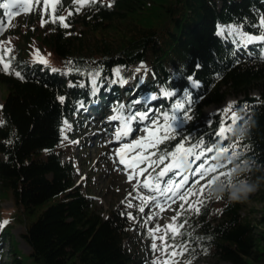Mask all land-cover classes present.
<instances>
[{"label":"trees","instance_id":"1","mask_svg":"<svg viewBox=\"0 0 264 264\" xmlns=\"http://www.w3.org/2000/svg\"><path fill=\"white\" fill-rule=\"evenodd\" d=\"M61 4L57 15L67 16L68 28L58 21L41 26L31 15L8 31L19 38L11 55L23 79L0 72V83L8 90L0 110V203L11 195L19 212L38 215L22 235L30 247L26 257L6 227L3 235L9 236L10 246L5 264H138L146 259L147 224L133 234L136 212L124 203L104 217L76 181L71 161L62 160L71 154L65 146L71 133L64 136L62 127L68 122L72 132L77 130L78 104L101 84L102 91L114 90V71L124 67V77L130 79L138 63L145 66L135 88L119 94L120 100L133 101L138 93H153L159 86L173 92L157 102L162 112L178 117L175 138L159 146V156H170L179 144L215 143L231 111L220 112L206 125L205 108L221 105L230 96L258 92V101L247 104L244 118L226 141L232 153L236 147L224 168L238 167L203 196L197 224L191 213L178 217V224L191 221V230L181 228L177 243L190 244L178 257L180 264L203 257L216 258L215 264H264V230L243 216L242 202L228 199L230 194L220 188L228 181L233 186L264 181V57L251 51L250 57L237 58L217 33L218 24L232 23L259 34L256 25L264 16V0H102L79 12L73 2ZM32 42L40 52L49 50L68 75L34 60L23 46ZM193 81L201 86L195 89ZM177 103L184 105L178 114L173 111Z\"/></svg>","mask_w":264,"mask_h":264},{"label":"rangeland","instance_id":"2","mask_svg":"<svg viewBox=\"0 0 264 264\" xmlns=\"http://www.w3.org/2000/svg\"><path fill=\"white\" fill-rule=\"evenodd\" d=\"M27 19V14H22L19 16H16L15 19L11 21V23L15 22L18 24H23L25 20ZM43 19L49 21L51 18L47 15L43 16ZM42 20V16H41ZM67 23V19L65 20ZM46 24V23H45ZM220 28H225L223 25L219 24ZM225 26H233V25H225ZM234 27V26H233ZM79 30H82L80 27ZM223 38H225L227 41L234 42V45L236 48H244L243 45L240 43H237L236 40L233 38L232 35L229 33H225L224 35H221ZM10 40V44L12 45V41L14 43L17 42V36H8ZM1 41H8L7 36H5V33L0 36ZM10 45V47H12ZM24 48L28 50L29 52L33 53V57L36 61H38V56L43 57L48 61L46 66H51L53 70H60L59 63L55 60L53 54L49 50H45L40 52L38 43L32 42V43H26L23 44ZM45 65V64H44ZM144 67L143 64L137 65L135 68V71L130 79H126L124 77V74L126 73V68L121 67L116 70L114 78H113V85H121L124 87H128L130 90H132L135 79L138 77V73L140 69ZM62 73L67 76V73L65 70H62ZM97 75L91 76L92 82H97ZM198 84L195 83V86ZM7 86L5 84L0 83V106L2 105L3 101H5L7 97ZM165 89L162 86L158 87V90L156 93L147 95L137 101L136 107L133 108L132 112H149V119H148V126L150 128H146L144 126H141V123L144 121H140L138 128L136 130V133L134 135V138L132 140H149L148 143H146L147 146L154 145L162 138L159 136V134L162 132L160 129V124H157L158 118H157V111L153 109V112L149 110L144 104V102L151 104L153 100H157L160 98H163L165 95ZM258 94L257 91L253 92V96H256ZM258 96V95H257ZM155 97V99H153ZM244 99L242 96L236 97V96H230L226 99V101L221 105H211L205 108L204 110V119L203 121L208 124L212 117L222 111L225 108H228L230 105L235 106L236 110L240 108V105L238 102L240 100ZM102 108V111L98 113L99 107L95 111H93L89 116L94 117L86 125V127H82V130L80 131L82 133V140L81 144L84 143L86 139V146H90L89 148H86L85 150H81L80 147H76V155L74 157V168H75V174H76V181L81 184L83 187V190L86 193H89L94 200V203L96 204L98 210L100 213L107 217L108 212L113 210L120 202L127 200L128 196H133L131 193V190L134 186H137V180L140 181L139 176L134 181H129V179L126 177V175L123 172V167L118 164L117 158H116V152L120 146L119 143L124 142V140L116 141L115 140V133L120 130L123 121H116L112 120L111 117L115 115L124 116V114H128L127 110V104L123 103L122 107L119 110H111L109 107L104 108L103 105H100ZM145 107V109L143 108ZM150 107V106H148ZM108 109V110H107ZM235 110V109H234ZM110 111L111 113L106 114V112ZM127 117V116H124ZM239 117V116H237ZM1 118V117H0ZM238 120V119H237ZM236 120V121H237ZM153 121L156 123L153 124ZM235 121V122H236ZM235 123H233V120L230 125L227 126L229 131L233 130ZM147 129V131H146ZM64 130H67V126H64ZM225 132L224 136L229 132ZM150 133H154L155 135H150ZM80 142V139L78 140ZM130 141V140H129ZM80 144V145H81ZM119 151V150H118ZM219 154L215 155L216 157ZM143 156V154H141ZM63 161L66 162L67 158L66 156L63 157ZM198 164V163H197ZM212 165L211 163H208ZM193 166V165H192ZM191 166V167H192ZM214 166V165H212ZM141 167V166H140ZM164 168V167H163ZM161 168V170L163 169ZM188 168V167H187ZM190 169L188 168L187 175H190ZM149 170V168H148ZM150 172V171H149ZM175 180L174 178L172 179ZM253 188L255 189L254 192L247 194V199H244L245 196V190L247 188ZM232 192L231 200H235L237 196L240 197L239 201L242 202L243 205V211L242 214L246 218L252 221L255 226H257L258 231L264 230V181L262 182H252L251 184H245L242 183L235 189L232 188L230 190ZM138 192L142 195H152V193L146 192L144 189L140 188L138 189ZM198 195L199 192L195 191L193 195H189L188 198L191 199L195 195ZM138 197V196H137ZM192 201H189V204H191ZM137 203H141L140 199L137 200ZM175 203H171L170 205H163V210L161 208L154 209V212L156 213L155 216V222L154 226L157 228L159 226V231H156L157 236L159 237L160 233L162 232V226L166 224H172L173 227L175 225V221L173 218L176 216L175 214ZM196 210V209H195ZM40 213V211H38ZM38 214L31 215V217H28L26 213L19 212V209L15 205V201L11 197V195H8V197H5V200L0 203V223L3 221H8L7 224L8 227L10 226V234L12 236V242L15 245V248H17L22 254L26 257L30 253V247L26 243V241L23 239L22 235L25 232L27 226L29 223L36 219ZM6 225V226H7ZM5 226L0 227V229L3 230ZM191 226H189V229ZM9 236L4 235L0 236V254L2 251H6L9 248ZM157 244V243H156ZM158 245V244H157ZM125 246L128 249H132V244L128 241L125 242ZM4 247V250H3ZM146 261H142L138 264H153L154 261H157L159 258V261H165L164 254L160 252H154L152 250L151 245L149 248H146ZM7 252L3 254L2 258L3 261H0L1 264H5L7 260ZM216 258H200L196 264H215ZM220 264H230L228 262H221Z\"/></svg>","mask_w":264,"mask_h":264},{"label":"snow or ice","instance_id":"3","mask_svg":"<svg viewBox=\"0 0 264 264\" xmlns=\"http://www.w3.org/2000/svg\"><path fill=\"white\" fill-rule=\"evenodd\" d=\"M102 2V0H73L75 5V12H79L85 6H95ZM111 7L112 4L109 3L107 5ZM62 7L61 0H0V36H2L10 27H15L11 23L14 17L22 15V14H31L32 12L39 10L41 12L42 20L41 25L43 26L48 21L43 19L44 15H47L51 18L53 22H59L63 27L68 28V23L65 22L66 17L58 16L57 11ZM73 12L70 10L68 15L71 16ZM258 30H260L259 35H252L242 31L239 27H229V28H221L219 30V35H224L226 32L233 36L237 43H240L243 46H247L249 44L258 43L264 46V17H262L258 25H256ZM9 41H0V72L5 74L15 75L17 78L23 79L22 73L20 71H16L12 65V60L14 57L11 55L13 49L10 47ZM38 62L47 65L48 61L43 57L38 56ZM95 83V81H94ZM165 95H170L169 93H165ZM155 99V97H153ZM61 103L64 102V97H59ZM184 109V105L181 103H177L174 108L175 112H180ZM229 111H231V118L233 123L239 117L236 116L235 111H232V106H229ZM112 120L123 121V124L119 131L115 133V140L120 141L122 138L127 137L132 129L131 123L134 121H144L149 119V114L147 112H135L127 117L115 115L111 117ZM184 119H190V117L185 116ZM178 120V117L173 114L169 116L168 114L164 115V128L161 129L163 132V139H173L175 138L174 133L176 132V128L174 127V123ZM2 123V122H0ZM156 122L153 121V124ZM66 126L67 122H65ZM228 128H222L219 135L221 137L224 136L225 132L229 131ZM147 131V129H146ZM150 135H155L154 133H150ZM66 139V137H65ZM137 145L145 147L142 141H136ZM133 145L125 144L121 149L117 152V156L119 157V163L124 165L126 168L131 170V174H129L128 179L132 181L137 176H144L148 167H152L153 165L162 164L169 154L160 155L158 159L151 160L150 163H147V167H140V165L146 164L149 160L147 156H137L134 159H126L125 158V149L132 148ZM236 145L232 146L233 154L235 155ZM215 149L213 148H205L203 142H198L196 145L189 146L185 148L184 144L177 145L174 152H172L171 158L172 162L167 164L162 170H160L155 176L149 174L143 182L137 180L138 188L144 189L148 193H152V195H142L138 192V199H140L141 203L139 205L138 210L143 213L145 207L151 203L154 207L161 208L163 210V205H170L171 203H175L176 200L185 201L189 195H193L190 187H185L188 184L189 176L185 174L182 170L186 167L191 168L192 165H196L191 169L192 175L196 176L198 179L194 181L198 183L199 180L205 179L212 173H217L218 169L206 162L207 153L213 152ZM225 152L229 151V149H225ZM197 161H204L200 164H197ZM169 173H173L174 175L180 177L179 180L173 181L170 177L165 179ZM223 176H230L231 173H220ZM212 180L207 181V186H211ZM204 187L201 186V193L204 192ZM202 204L203 201L201 200ZM128 207H133L132 203H128ZM191 208V204L188 205ZM184 204H181V210H183ZM197 212L199 208L196 209ZM128 215L129 219H134L130 213ZM179 216L177 213V217H174L175 221ZM148 219H152V217H148ZM9 222L3 221L0 223V227L6 226ZM183 228V223L178 224L176 227H173L172 224H169L165 228V233L163 236L159 237L162 241L161 245H157L155 240L157 239L155 232L159 231V226L155 229V231L150 230L149 235L152 236V250L154 252H160L162 254H166L169 258L165 261H154L153 264H180L178 257L184 256L186 252L189 251L190 244L188 241H182L177 243V237L182 236L183 233L180 229Z\"/></svg>","mask_w":264,"mask_h":264},{"label":"water","instance_id":"4","mask_svg":"<svg viewBox=\"0 0 264 264\" xmlns=\"http://www.w3.org/2000/svg\"><path fill=\"white\" fill-rule=\"evenodd\" d=\"M258 100V98L256 96H249V97H246L245 99H242L240 100V104L243 105L245 102H248V103H255L256 101Z\"/></svg>","mask_w":264,"mask_h":264},{"label":"clouds","instance_id":"5","mask_svg":"<svg viewBox=\"0 0 264 264\" xmlns=\"http://www.w3.org/2000/svg\"><path fill=\"white\" fill-rule=\"evenodd\" d=\"M254 191H255V189H253V188H251V187L247 188V189L245 190V196H244V199H247V194H248V193H252V192H254ZM236 199L239 200L240 197L237 196Z\"/></svg>","mask_w":264,"mask_h":264},{"label":"bare ground","instance_id":"6","mask_svg":"<svg viewBox=\"0 0 264 264\" xmlns=\"http://www.w3.org/2000/svg\"><path fill=\"white\" fill-rule=\"evenodd\" d=\"M234 26V25H233ZM233 26H225V25H223V27H225V28H229V27H233ZM234 27H238V26H234ZM240 28V27H239ZM126 139V137L125 138H122L121 140H124V142H122L123 143V145H125L126 143H129L130 141L129 140H125ZM143 143V145L145 144L144 142H142ZM121 144V143H120ZM122 145V146H123ZM140 148H142V146H140Z\"/></svg>","mask_w":264,"mask_h":264}]
</instances>
